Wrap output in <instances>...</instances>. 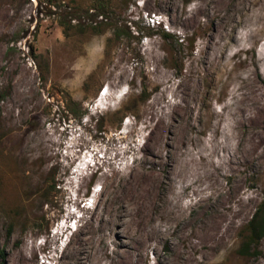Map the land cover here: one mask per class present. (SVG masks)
Masks as SVG:
<instances>
[{
  "label": "rangeland",
  "instance_id": "1",
  "mask_svg": "<svg viewBox=\"0 0 264 264\" xmlns=\"http://www.w3.org/2000/svg\"><path fill=\"white\" fill-rule=\"evenodd\" d=\"M263 23L264 0H0V264H77L87 228L99 230L87 264H172L177 251L264 264V238L240 252L264 204ZM250 81L263 97L243 125ZM156 140L171 189L123 209L114 193L152 166L143 148ZM213 174L218 192L198 203ZM241 203L225 244L190 252Z\"/></svg>",
  "mask_w": 264,
  "mask_h": 264
},
{
  "label": "bare ground",
  "instance_id": "2",
  "mask_svg": "<svg viewBox=\"0 0 264 264\" xmlns=\"http://www.w3.org/2000/svg\"><path fill=\"white\" fill-rule=\"evenodd\" d=\"M262 26L264 29V23L262 24ZM246 91L247 92H246V102L245 103H246L247 108L245 111L241 112L240 117H241V121H242L241 123L243 125H245V124L251 125V124L255 123V117L253 116V114L256 110H258L260 108L259 106L261 105V102H262V97H263L262 94L263 93H262L260 87L256 83H254L253 81H250V84L248 85ZM250 113H253V114H250ZM254 115H256V114H254ZM170 135L174 137V134H172L171 132H170ZM166 139L168 140V139H170V137L167 136ZM183 142L184 141H181L180 143H183ZM150 144L151 145H148V146L145 145L143 150H148V152L150 154H152V156H153V158H152L153 160L151 161L152 166L150 168H147L144 166L143 168L140 169V171L138 173L134 174L127 181L124 180L126 182L123 184H120L118 191H116V193H114V201L119 202L120 206L123 209H127V208L129 209V207L131 208L134 206H137V208H139V207H141V206H139L141 200H144V199L145 200H155V202H158L157 197L160 194L159 193L156 194L157 190L160 191L162 189H168V190L171 189L170 188L171 187L170 186L171 185L170 171L174 168V164L171 160V154L172 153H171V151H168L167 158H164L162 160V156L160 155V152L158 151V149L160 147V141H157V140L152 141V143H150ZM178 147H179V143L176 146V148H178ZM253 151H254V149L252 150V152ZM247 154H249V153H245L244 154L245 156L244 155L243 156L246 157ZM160 165H162V169L160 172H158V171H156V167L160 166ZM215 177L213 174V177H211V182H210L209 186H207L206 188H202V189L199 188L194 192V195L196 196L198 203L204 202L207 199L211 198L210 192L212 190L216 191L218 189L215 187L216 184H217L216 185L217 187H220L219 180ZM186 188H188V186H182L179 190L180 191L179 194H181L183 192V190H185ZM238 189H235V192H237ZM216 192H218V191H216ZM164 202H165V205L163 204L164 208L167 207L168 213L173 212L175 220L177 222H180L183 219V214H182L180 208H178L179 205L178 206L175 205L172 201V198L171 199L166 198V199H164ZM109 207L110 208H109V211L107 213L108 217L106 216L105 221H106V224L110 225L113 223L112 218H110L111 210H112L111 204L109 205ZM164 208H163L162 213H164ZM248 209H249V203H247V204L241 203L240 208H237L234 210L231 209V211L229 213H223V212H218V211L215 212L214 216L212 218V221H210L211 223L209 225H205V226H203L204 224L202 225L203 226L202 229L200 228L201 230H199L198 233H195V234H197V238H195L194 242L191 241L192 243L189 246H187V248L189 247L190 252H198L201 248H203L201 250H204L205 252H211V250H213L214 248L225 244L227 242L228 238L233 234V232L236 228V225L238 223V220L244 217V215L246 214ZM175 210H177V211H175ZM206 222H208V221H206ZM98 231H99L98 229L87 228V230L85 232L91 233V237L89 239L80 238L78 240L79 246H78L77 251H76L77 253L75 254V259L77 261V264H87V260L89 257V253L87 252L88 251L87 248H88V245L93 243L92 239L94 238V235ZM95 253H94V255H95ZM203 255H207V253L206 254L204 253ZM191 256L192 255L185 253L183 251H177V252H175V256L172 260V264H192V262L194 260L192 259ZM94 257H95V261L93 263H95V264H102L103 263L102 261H100V256L95 255ZM206 257H208V256H206ZM123 262H126V261L123 260Z\"/></svg>",
  "mask_w": 264,
  "mask_h": 264
},
{
  "label": "trees",
  "instance_id": "3",
  "mask_svg": "<svg viewBox=\"0 0 264 264\" xmlns=\"http://www.w3.org/2000/svg\"><path fill=\"white\" fill-rule=\"evenodd\" d=\"M99 16H102L104 19L103 14L97 11L88 14L87 17L91 22H93L96 21ZM247 231L248 235L246 236V240L240 252L244 256H251L254 254V252H251L252 246L258 244L264 238V204L258 208L248 225ZM0 258L2 259V262L5 261L6 253L3 249H0ZM2 262L1 264H3Z\"/></svg>",
  "mask_w": 264,
  "mask_h": 264
},
{
  "label": "built area",
  "instance_id": "4",
  "mask_svg": "<svg viewBox=\"0 0 264 264\" xmlns=\"http://www.w3.org/2000/svg\"><path fill=\"white\" fill-rule=\"evenodd\" d=\"M35 1V0H34Z\"/></svg>",
  "mask_w": 264,
  "mask_h": 264
}]
</instances>
